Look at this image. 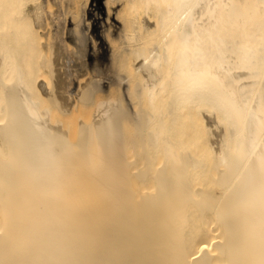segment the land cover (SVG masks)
<instances>
[{
  "label": "bare ground",
  "instance_id": "obj_1",
  "mask_svg": "<svg viewBox=\"0 0 264 264\" xmlns=\"http://www.w3.org/2000/svg\"><path fill=\"white\" fill-rule=\"evenodd\" d=\"M42 4L0 0V264H264V0Z\"/></svg>",
  "mask_w": 264,
  "mask_h": 264
},
{
  "label": "rangeland",
  "instance_id": "obj_2",
  "mask_svg": "<svg viewBox=\"0 0 264 264\" xmlns=\"http://www.w3.org/2000/svg\"><path fill=\"white\" fill-rule=\"evenodd\" d=\"M40 2H42L43 4V6H44V11L46 12H48V13H50L53 17H59V19L60 20H62L61 22H60V25H61V29L63 30V28L62 27H64L65 28V26H66V24H67V19H68V17L69 16H67L68 14V8L72 5V4H74V3H76V4H78L77 6H78V9H77V11H78V14L80 13V15H85L86 13H87V11L92 7V3H93V0H39ZM71 2V4H69ZM45 4H47V6H49L50 5V7H47ZM69 4V5H68ZM86 4V5H85ZM74 5H72V7H73ZM32 7V6H31ZM46 7V8H45ZM90 7V8H89ZM50 9V10H49ZM50 11V12H49ZM81 11V12H80ZM62 12V13H61ZM65 12V13H64ZM84 12V13H83ZM64 17V18H63ZM82 17V16H81ZM86 18H87V16H86ZM66 19V20H65ZM64 25V26H63ZM65 30V29H64ZM64 32V31H63ZM64 36H65V34H64ZM82 50L83 51H87V47H86V45L85 44H82ZM91 47V48H90ZM88 48H90V52L92 51L91 49H92V46H91V44L89 43L88 44ZM88 57L87 56H84L83 57V59L82 58H80V59H77V63H76V66L78 65V67H76V69H77V72L78 73H82V74H80V78L79 79H81L82 80V82H83V84L85 85V84H89L88 82H89V79H91L93 76V78H96V79H100V77L102 76V79H103V82L102 81H100V80H102V79H100L98 82H97V80L96 79H91L92 80V82L91 83H94V86L95 87H100V86H103V85H105V83L107 82V81H109V78H112L113 77V75L114 76H116L117 75V73L116 72H114V71H109V70H106V69H104V67L103 66H100L99 64H97V63H93L92 61L93 60H91V58L89 57L88 59H87ZM87 62V64H85ZM86 66H85V65ZM92 64H94V65H92ZM97 65H99V68H98V66ZM91 66V67H90ZM92 67H94V68H92ZM95 67H97V69L95 68ZM88 69V73H89V75L88 74H86V71H87V69ZM102 68V69H101ZM98 69H99V71H98ZM85 70V71H84ZM94 72H93V71ZM105 70H106V72H105ZM84 71V72H83ZM98 71V72H97ZM101 71H103V72H101ZM102 74H101V73ZM105 72V73H104ZM108 72V73H107ZM110 72H112V76L110 75L111 73ZM116 73V75L114 74V73ZM92 73H94V74H92ZM110 73V74H109ZM105 74H106V76L107 77H109L108 79L106 78V76H105ZM108 74H109V76H108ZM91 75H92V77H91ZM97 75H99V77L97 76ZM101 75V76H100ZM88 76V77H87ZM86 78H87V80H86ZM105 78V79H104ZM93 80H95V81H93ZM104 80H105V82H104ZM102 82V83H101ZM100 83V84H99ZM96 84H98L97 86H96ZM119 97H120V95H119ZM123 97V96H122Z\"/></svg>",
  "mask_w": 264,
  "mask_h": 264
}]
</instances>
